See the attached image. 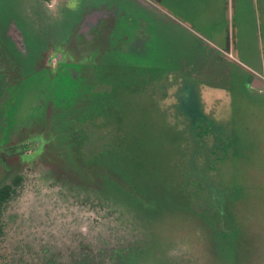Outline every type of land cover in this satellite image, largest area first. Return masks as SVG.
Returning a JSON list of instances; mask_svg holds the SVG:
<instances>
[{
	"label": "rangeland",
	"instance_id": "1",
	"mask_svg": "<svg viewBox=\"0 0 264 264\" xmlns=\"http://www.w3.org/2000/svg\"><path fill=\"white\" fill-rule=\"evenodd\" d=\"M60 1L0 0V264H264V0Z\"/></svg>",
	"mask_w": 264,
	"mask_h": 264
},
{
	"label": "trees",
	"instance_id": "2",
	"mask_svg": "<svg viewBox=\"0 0 264 264\" xmlns=\"http://www.w3.org/2000/svg\"><path fill=\"white\" fill-rule=\"evenodd\" d=\"M253 78L251 77V80ZM188 89V86H187ZM24 178L22 175H17L15 176L11 182L6 183L2 186H0V239H3L4 236H6V223L4 219V215L7 212L8 208L11 206L13 201L18 197L22 186H23ZM220 239L223 237V241L225 240L224 238L227 237L224 233L220 234ZM228 238V237H227ZM124 253H119L118 256L120 257V260L118 264H125L124 260ZM48 261L42 260L43 264H57L53 261L47 263ZM132 264V263H128ZM133 264H142V262H134Z\"/></svg>",
	"mask_w": 264,
	"mask_h": 264
},
{
	"label": "crops",
	"instance_id": "3",
	"mask_svg": "<svg viewBox=\"0 0 264 264\" xmlns=\"http://www.w3.org/2000/svg\"><path fill=\"white\" fill-rule=\"evenodd\" d=\"M228 6L230 5L229 3L227 4ZM227 12H228V16H229V19H230V10H229V7H227ZM228 49H229V51H228V53H220V57H224V58H226V59H229L230 61H232V62H235V59H233V58H231V56H230V54H231V52H232V49H231V47H230V45H229V47H228ZM233 51H235V49H234V47H233ZM234 54V53H233ZM229 56V57H228ZM235 58V57H234ZM236 63V62H235ZM247 71V70H246ZM248 73H250L252 76V80H251V83H252V81L254 80V79H256V77L254 76V74H261L262 75V73H258V72H256V71H247ZM263 76V75H262ZM260 80H262L263 82H264V78H262V79H260ZM251 83L249 84L250 85V87L252 88V85H251ZM252 89H254V88H252ZM254 90H256V89H254ZM257 91H260V92H262L261 90H257Z\"/></svg>",
	"mask_w": 264,
	"mask_h": 264
},
{
	"label": "flooded vegetation",
	"instance_id": "4",
	"mask_svg": "<svg viewBox=\"0 0 264 264\" xmlns=\"http://www.w3.org/2000/svg\"><path fill=\"white\" fill-rule=\"evenodd\" d=\"M57 2H59V0H56ZM60 3H61V5H62V7H64L65 9L66 8H69V7H71L70 5L73 3V0H62V1H60ZM55 9H57V7H60V4H57L56 6H53ZM58 58V61H59V64L64 60H60V56H58L57 57ZM58 64V65H59ZM254 82V80L252 81V83ZM252 83H251V85H252ZM261 91H264V87L262 88V90Z\"/></svg>",
	"mask_w": 264,
	"mask_h": 264
},
{
	"label": "water",
	"instance_id": "5",
	"mask_svg": "<svg viewBox=\"0 0 264 264\" xmlns=\"http://www.w3.org/2000/svg\"><path fill=\"white\" fill-rule=\"evenodd\" d=\"M264 87V82L260 80L259 78L254 79V82L252 83V88L256 90H262Z\"/></svg>",
	"mask_w": 264,
	"mask_h": 264
}]
</instances>
